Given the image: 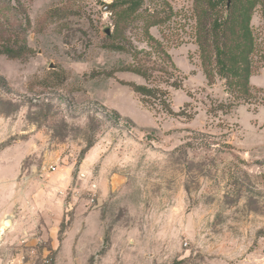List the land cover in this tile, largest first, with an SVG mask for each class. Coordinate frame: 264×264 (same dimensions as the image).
<instances>
[{
    "label": "rangeland",
    "instance_id": "rangeland-1",
    "mask_svg": "<svg viewBox=\"0 0 264 264\" xmlns=\"http://www.w3.org/2000/svg\"><path fill=\"white\" fill-rule=\"evenodd\" d=\"M116 1L22 0L32 51L0 54V151L9 150L8 158L12 147H32L19 187L35 188L39 197L44 182L71 169L67 199L85 208L88 193L95 194L86 208L97 212L104 243L99 247L95 235L83 264H264L262 8L251 19L252 96L245 101L216 72L212 52L210 30L227 18L228 0H142L115 36L119 8L102 7ZM155 20L161 22L151 25ZM112 35L130 51L105 48ZM200 46L211 50L212 83ZM134 54L176 70L179 88L161 84L175 113L142 100L129 84H153L141 75L106 73L135 63ZM155 75L170 76L162 69ZM93 148L100 153L90 168L97 179L84 169ZM8 245L11 258L17 245ZM108 246L111 259L103 257Z\"/></svg>",
    "mask_w": 264,
    "mask_h": 264
},
{
    "label": "crops",
    "instance_id": "crops-1",
    "mask_svg": "<svg viewBox=\"0 0 264 264\" xmlns=\"http://www.w3.org/2000/svg\"><path fill=\"white\" fill-rule=\"evenodd\" d=\"M30 145L27 151L12 147L13 155L8 158L9 150L0 151V204L7 206L0 208V248L3 250L0 264H45L46 259L51 260L50 264H83V259L94 252V236L99 247L104 243L98 214L87 211V206L76 207L73 198L69 201L65 196L73 183L71 169L44 182L39 197L34 196L35 188L19 187L16 180L32 149ZM99 155L93 148L84 159L89 179L95 178L90 168L92 163L99 161ZM6 160L11 164L6 165ZM92 186L97 188L100 183L94 182ZM51 188L55 191L58 188L61 193L52 192ZM70 216H73L71 221ZM7 217H11L10 227H5ZM8 243L17 245L11 258L8 251L13 248H9ZM112 254L113 248L108 246L103 257L111 259ZM6 256L9 260H5Z\"/></svg>",
    "mask_w": 264,
    "mask_h": 264
},
{
    "label": "trees",
    "instance_id": "trees-1",
    "mask_svg": "<svg viewBox=\"0 0 264 264\" xmlns=\"http://www.w3.org/2000/svg\"><path fill=\"white\" fill-rule=\"evenodd\" d=\"M13 1L14 4L10 5L11 0H0V11L3 12V15L0 14V54L10 58H23L32 51L27 40V30L31 21L24 9L22 0ZM142 4V0H117L113 3L112 8H119L116 11L115 36L120 32V21H125L128 15L137 12ZM257 6L262 8L264 18V0H230V3L228 0L227 18L223 22L216 20L210 30L215 38L212 52L214 53L216 72L226 79L229 89L237 91L239 93L238 97L245 101L250 100L252 96L250 78L255 42L251 30V19ZM160 22L161 20H155L151 25ZM110 37L112 41L104 46L105 48L113 51H130L128 46L113 39V35ZM200 47L204 70L209 82L212 83L214 69L209 66L212 56L211 50L209 46ZM165 55L169 60L171 59L168 53H165ZM134 57L136 59L135 63L120 65L115 70L106 73L113 76L116 71H129L141 75L153 84H138L135 82H129V84L136 92L141 94L142 100L144 102L158 101L169 113H175L169 104V90L161 84L165 81L168 86L179 88L182 83L176 75V70L170 71L168 66L158 67V62L155 61L150 65L145 60L138 59L135 54ZM172 65L174 66V64ZM160 69L169 72L170 76L158 78L159 76L155 73ZM262 91L264 92V89ZM228 107L231 109L232 104L229 103ZM91 146L89 145L85 152Z\"/></svg>",
    "mask_w": 264,
    "mask_h": 264
},
{
    "label": "built area",
    "instance_id": "built-area-1",
    "mask_svg": "<svg viewBox=\"0 0 264 264\" xmlns=\"http://www.w3.org/2000/svg\"><path fill=\"white\" fill-rule=\"evenodd\" d=\"M81 192L82 191L79 190V189H74L73 194H74L75 197H80V196H82V193ZM88 194H89V197H88L87 202L85 204L86 206L89 205V204L93 205L94 202H95V194L92 193V192H90Z\"/></svg>",
    "mask_w": 264,
    "mask_h": 264
},
{
    "label": "water",
    "instance_id": "water-1",
    "mask_svg": "<svg viewBox=\"0 0 264 264\" xmlns=\"http://www.w3.org/2000/svg\"><path fill=\"white\" fill-rule=\"evenodd\" d=\"M229 3H230V0H229ZM112 6H113V3H106V4H104V6L102 7V10L105 11V12H108V11L111 10ZM108 32H109V31H108ZM5 225H6L7 227H10V226L12 225L11 217H7V218L5 219Z\"/></svg>",
    "mask_w": 264,
    "mask_h": 264
}]
</instances>
